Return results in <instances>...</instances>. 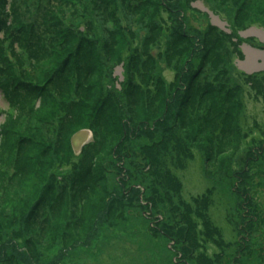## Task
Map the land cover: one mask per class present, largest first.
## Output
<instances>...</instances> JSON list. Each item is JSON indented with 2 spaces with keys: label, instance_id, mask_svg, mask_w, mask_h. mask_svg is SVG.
I'll list each match as a JSON object with an SVG mask.
<instances>
[{
  "label": "rangeland",
  "instance_id": "obj_1",
  "mask_svg": "<svg viewBox=\"0 0 264 264\" xmlns=\"http://www.w3.org/2000/svg\"><path fill=\"white\" fill-rule=\"evenodd\" d=\"M174 1V19H164L172 24L167 30L156 15H129L135 10H127L129 0H0V264H264V0ZM178 15L183 18L186 42L191 43L173 36ZM70 25L88 38L87 44L70 47L64 42ZM130 30L140 36L141 46L126 45L123 33ZM149 32L158 37L150 38ZM195 38L200 47L208 42V49L206 45L205 51H193ZM246 47L260 53L255 69L242 65ZM141 48H147L155 62L131 64L145 72L143 80L158 85L164 79L178 86L175 78L186 74L180 86L184 89L202 62L199 79L194 76L195 96L208 84L214 98L209 116L198 110L202 101L192 100L193 95L185 110L177 100L172 108V114L179 116L178 140L188 147L187 159H175L176 169L183 161L176 171L178 196L167 191L169 183L159 160L163 144L147 137L122 148L133 154L120 165L137 171L131 182L145 186V201L139 206L128 196L119 198L123 195L117 179L122 170L114 169L119 161L111 156L119 151L122 139L111 118L102 125V137L99 133L95 142L100 144L91 151L87 170L77 160L67 166L70 152L68 159L61 153L53 160L52 153L41 152L31 140L38 144L47 136L42 142L47 140L53 148L65 137L70 139L87 126L90 105L100 92L114 101L112 111L119 102L112 94L119 95L114 89L121 87L123 64L108 60L121 50V56H129ZM69 54L74 64H65ZM146 55H136L137 62ZM92 59L99 62L93 64ZM109 68L111 75L102 82L109 84L112 94L97 88L100 75L104 71L106 78ZM209 78L220 86L213 87ZM36 86L46 92L53 89L52 94L38 95ZM86 92L89 100L79 101ZM170 97L162 101L156 96L129 100L124 96L121 117L127 120L126 115L135 114L134 126L145 113L150 120L160 117L174 103ZM83 101L88 106L82 108ZM220 118L228 126L215 134L212 125L219 127ZM150 163L151 167L146 165ZM79 178L80 185L73 188ZM113 191L119 198L115 202L120 201L114 203L117 212L110 211ZM71 195L74 202L65 211ZM179 197L189 203L202 197L205 216L223 244L208 241L182 256L181 242L167 233L193 226L188 212L194 214L187 206L185 213L175 210ZM213 234L216 237V231ZM188 236H194L191 228Z\"/></svg>",
  "mask_w": 264,
  "mask_h": 264
},
{
  "label": "trees",
  "instance_id": "obj_2",
  "mask_svg": "<svg viewBox=\"0 0 264 264\" xmlns=\"http://www.w3.org/2000/svg\"><path fill=\"white\" fill-rule=\"evenodd\" d=\"M173 4L176 5V1L167 0V2H166L165 0H129V4L127 5V10H129L131 8H135L134 11L130 12L131 14L128 12L129 15L143 16V17H148V18H151L153 15H156V17L160 18V19L157 18L156 20L157 21L162 20L166 26V29L169 30L170 26H172L171 21L168 24L167 21L164 19L169 17V16L171 17L173 15L172 13L177 11V8L175 6H173ZM206 7H207V5H206ZM178 17L179 18L175 19L173 36H177V37L181 38V43H184L188 40V38L184 34L183 24L181 25V21L183 20V18H182V16H179V15H178ZM172 19H174V16H172ZM252 24L249 23L248 25L251 26ZM168 25H170V26L168 27ZM68 27H70V28L65 30V34L63 36V40L68 46L73 47L74 44L80 43V42L83 44L88 43L87 42L88 38H86L83 35V33L80 30H78L79 29L78 27H74V25H70ZM72 28H75V29H72ZM211 29L215 30V28H213V27H211ZM232 29H235V28H232ZM242 29H244V27ZM84 30H85V28H84ZM239 30H237V32ZM221 33L226 34L227 37L230 38V36L227 33L223 32V31H221ZM215 34H217V33H215ZM136 35H137L136 32L132 33V30L123 33V36L126 39V45L129 44L131 46L132 44H140V46H141V42L139 43L138 39H137L140 36L139 35L136 36ZM149 37L150 38H152V37L157 38L158 34L154 35L151 32H149ZM196 40H197V42H196ZM188 42H190V41H188ZM188 42H186V43H188ZM205 43L206 44H203L200 47L199 40L197 38H195L194 42H192V44H191L193 51L196 52V51H200L202 49L205 51L206 45H207V49H208V42H205ZM143 44L144 43L142 42V46H143ZM223 46H225V44ZM77 48H79V47L77 46ZM137 48H139V47H137ZM146 51H148L147 48H145V49H142V48L141 49H134L132 52L131 51L128 52L129 56H128V54L121 56V52H122V50H121V52L119 53V55L117 57L114 56L112 59L108 60L109 64L113 63L114 60H116L117 63L119 62V63L123 64V72H122L123 81L120 83L121 87L119 90H118V88L114 89V91L115 92L117 91L119 93V95L112 94L114 92L109 91V89H110L109 84L102 82V80H104V79H106V81L109 79V77L111 75V69L112 68H109L107 70V72L105 74L106 78L103 77L104 76V71H103L102 76L100 75V81L101 82L97 85V88L100 91L112 94L113 97H117L119 99V102L118 103L116 102V105L113 106V110L111 111L110 108L114 103V101L111 98L100 95L101 92L99 93V95L97 97H95V100H93L94 104L90 105L92 108L90 109L89 118L86 121L87 126H85L84 128H80L79 130L76 131V132H78L82 129L90 130L92 133V140L89 143L85 144L78 154L74 153L72 146H71V137L73 134L71 135L70 139L65 137L60 143H57V145L53 148L47 140H45L46 143L42 142V140L44 138H47V136H42L41 139L42 138L43 139L41 141H39L38 144L35 141V139L31 140V143L33 144V146H35V144H36V146L39 147L37 149L40 150L41 152H44L45 154L52 153L51 156L54 155V156H52L53 160L55 158H57V155H59L61 153L64 154L63 157H67V159H68L69 158L68 152H70L71 158H69L67 161H65L67 166H69V164L72 161L77 160L81 164V166H83V167L85 166L86 170H87L88 166L91 163L92 152H94L96 150V147H98L100 144V141H99L98 145L96 146L95 142L100 138L99 133H101V137H102V132H101V128L103 127L102 125L106 124V120L108 118H111L113 128L114 127L116 128L117 133L121 136V139H122L121 143L120 142H119L120 144L118 143L120 145L119 151L117 152V149H116L114 151V153H112V156H111L112 158L114 157L116 160L119 161V162H117L116 165L113 164L114 169H116L117 171L122 170V173L118 174V179H117V183H118L117 187L122 190L119 193V195H123L122 197H119V198H125L128 196V198L131 199V202L136 201L139 204V206H142V202L145 201L144 200L145 191L143 192V188L145 189V186L140 182H135V181L131 182L132 179H134L133 175L136 174L137 171L135 173H133L130 169L127 170L125 167L120 165V163L123 165L124 161H127L130 158H132V154H133L132 151H128V150L126 151V150H123L122 148H124L126 146L130 147L131 145L133 146V145H135L134 144L135 142H139L138 141L139 139H145L147 137H150V139L153 138L154 140H157L159 143L163 144L162 147H164V148L160 151L161 157L159 158V160H160V162H163V169H164V172L166 174L165 181L167 183H169L168 184L169 187H167L168 188L167 191L173 197L175 195L178 196L180 179L178 178L176 171H178V168H180L184 159L188 158V157L186 158L188 147H185V146L183 147V142L178 140L179 136L181 135L177 132L179 116L175 117L174 116L175 114H172V111H173L172 108L175 107V102L177 100L183 104V106L181 105L183 107L182 110H185V108L188 107L187 106L188 104L191 106L192 103L187 104V101H189L190 95H193L192 100H193V98H196L199 101H202V103L198 105V110L200 109L201 111H204L205 112L204 116H209L210 113L208 112V110H209V107L212 105V100L214 98V96L212 98V94L209 90L210 87L207 86L208 84H205L203 91L198 96H195L196 92H197V88L194 86V83H197V82L194 80V78H195L194 76L196 75V79L197 80L199 79L200 71L198 69L200 68V65H202V62H200L199 67H197V69H195L191 73V75L188 76V78H187V84H188L187 88L190 87L189 90H187V88L183 89L180 87L183 84V81H184L186 74H183V77L177 76L178 78H175L174 81H177L179 83L178 86H176V83H174L173 81L167 82L164 79H161L159 81L158 85L156 84V81L146 82L145 80H143L142 76L145 74V72L141 71V67H138L136 69L135 67H137V66H133L131 64H138L139 62H140L139 64H150V63L155 64V62L151 59V57L154 58V56L152 54H150V52L146 53ZM168 51H169V49H168ZM141 52L142 53L144 52L145 54H148V55H146L145 57L144 56L141 57L139 59V61L137 62V56L136 55H141ZM150 55H151V57H150ZM69 56L70 57L65 64H74L75 60L73 58H71L72 54H69ZM92 60H93V64H94V60L96 63L99 62V60H96V59H92ZM105 64H107V63H105ZM188 64H189V61H187L185 67H187ZM194 66H196V65H194ZM89 67H91V66H89ZM104 68L106 71V66ZM214 68H215V66H214ZM57 73L59 74L60 70ZM205 79H206V77H204V82L203 81L201 82V80L199 82L201 84L205 83ZM48 83L51 84L52 81L50 80ZM208 83L211 84L213 87H214V85H216V83L218 86H220L219 82L214 83L213 81L210 80V78L208 79ZM153 87L156 88L157 90L159 89V95H154V93L157 90H155ZM33 89L38 93V95H40L41 93H44L45 95L46 94H52V91H53V89H52L50 92H46V91H44L45 87L42 88V86H36ZM174 91L176 94L174 93ZM188 91H191V92H188ZM139 95H141V96H139ZM208 95H211V97L206 99V97ZM124 96H125V99L127 98L128 100L130 98H132V99H134V98L144 99L143 98L144 96L145 97L156 96V98L159 97V99L162 101H164L165 99H169V97L171 96L170 99L174 103H172L171 107L168 108L167 111H164L160 117H154L152 120H150L149 117L147 116V113H145L144 118L140 119L136 123V125L134 126V124L132 122L133 121L132 117L136 116L135 114H133L131 118L126 115L125 118H127V120H124L121 117V113H124V111L122 110L124 108V100H125ZM81 100H89V95L87 94V92H86V94L83 95V98H81V97L79 98V101H81ZM128 100L126 102V105H128ZM221 100L222 99H220L219 101H221ZM84 103L85 102L83 101V104L81 106L82 108L88 106ZM87 103H88V101H87ZM134 103H135V101L133 102V104ZM194 106L195 105H193V107ZM211 107H213V106H211ZM104 111H105V113H104ZM141 112L142 111H139V113H141ZM223 113H225V111H223ZM223 113L220 112L222 117H223ZM130 114H132V112ZM105 116H106V118H105ZM221 118H220V122H217V125H219V127L216 125H212L214 128L215 134H217V132H221L220 131L221 128L228 126L225 124V122ZM240 123H241V121H239V125H240ZM184 141L186 142L187 140L185 139ZM43 143H44V146H39V145H43ZM199 146H198V148H200ZM37 149H35V150H37ZM92 150H94V151H92ZM185 150H186V152H185ZM191 154H192V152L190 151L189 157H191ZM140 156L142 159L143 155L140 154ZM177 156L178 157L182 156L183 161L180 162L181 164H179L178 168L176 169L178 161L175 159ZM35 160H36L35 163L39 162V156H35ZM61 161H63L62 158H61ZM152 164L153 163L146 164V165L151 167ZM47 168H48V166L46 167V169ZM172 168H174V170H172ZM104 169L106 171H109L107 167H105ZM19 176H22V175L20 174ZM90 178H92V176ZM95 179H97V178H95ZM74 180L78 181V184L75 185V182L73 184H71V186H74L73 188H75V186L80 185L79 182L82 181L80 178L78 180L77 179H74ZM122 187H124V188H122ZM112 194H111L110 211L117 212L114 203H117L120 201L115 202L117 199H119V198H117L118 197L117 191H113ZM201 200H202V197H197V198H194L192 200V202L189 203L186 200L179 197L178 204L180 206L175 205V210L178 211L179 213L184 212V210H186L185 207L187 206L188 210L193 212V214H194V216H193L190 214V212H188V215L190 216V222L189 223L192 224L193 226H189V227L179 226V228H177L175 234H172L171 232L167 233V236H169L171 238V240H173V241L176 240V242L177 241L181 242V245H179V251L183 257H185L186 254L189 255L190 253H192V251L195 249L194 247H199L203 243H206L208 241H214L217 243L220 242V239L218 238L219 237L218 230L213 226L214 224L208 219V217L205 216L206 215L205 212H206L207 208L203 209V205H202L203 201H201ZM67 202H68V205L66 206L65 211H67L68 207H70V205H69L70 202H74V198L72 197V195L67 200ZM148 203L149 204L153 203V201L148 202ZM151 207H152V204H151ZM197 217H200L201 219H203L205 217L206 220H201ZM199 222L200 223L202 222L201 223L202 226H199V224H200ZM162 223H164V222H162ZM172 227H175V226H172ZM189 228H191L194 231V236H192L191 239L188 236ZM214 230L216 231V237L213 234L215 232ZM198 234L200 235V239H198ZM185 242H189V245L185 246L184 245ZM192 242H194V246H193ZM220 243H222V241ZM207 260L209 261L211 259L208 257Z\"/></svg>",
  "mask_w": 264,
  "mask_h": 264
},
{
  "label": "water",
  "instance_id": "obj_3",
  "mask_svg": "<svg viewBox=\"0 0 264 264\" xmlns=\"http://www.w3.org/2000/svg\"><path fill=\"white\" fill-rule=\"evenodd\" d=\"M92 138V133L88 129H82L74 133L71 137V146L74 153L78 154L82 147L87 144Z\"/></svg>",
  "mask_w": 264,
  "mask_h": 264
},
{
  "label": "bare ground",
  "instance_id": "obj_4",
  "mask_svg": "<svg viewBox=\"0 0 264 264\" xmlns=\"http://www.w3.org/2000/svg\"><path fill=\"white\" fill-rule=\"evenodd\" d=\"M248 33L251 34V33H255V32L250 31ZM245 50H246V54H247V59H246V62H244L242 65H244L247 69H255L254 67H257V63H256L255 58L259 57L260 53H258L257 51H255L249 47H246Z\"/></svg>",
  "mask_w": 264,
  "mask_h": 264
}]
</instances>
